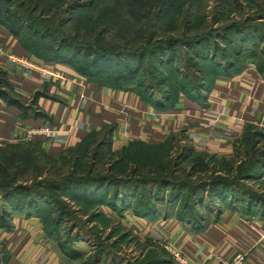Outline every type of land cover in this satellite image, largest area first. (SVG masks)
Wrapping results in <instances>:
<instances>
[{
    "label": "rangeland",
    "instance_id": "rangeland-1",
    "mask_svg": "<svg viewBox=\"0 0 264 264\" xmlns=\"http://www.w3.org/2000/svg\"><path fill=\"white\" fill-rule=\"evenodd\" d=\"M4 1L34 22L35 30L50 28L54 41H40L44 47L59 44L68 49L71 42L84 53L97 48H104L103 53L111 51L107 56L115 65L110 75H121L124 66L134 68L135 73L123 82L105 79L156 103L167 104L166 98L175 96L181 87L204 98L210 79L223 72V67L230 69L229 73L250 65L264 68V0H175L172 12L155 27V34L148 36L145 32L147 42L140 40L142 33L135 30L138 27L133 28L135 32L129 36L141 41L135 46H120L116 40L119 34L108 38L103 34L104 42L93 44L97 25L88 29L94 33L81 40L71 37L72 26L59 23L71 14L83 15L80 13L85 10L71 13V6H66L54 22L41 18L37 11L22 12L21 0ZM184 1L191 2L193 14L179 13ZM138 21L146 22L141 18ZM28 35L32 34L26 31L24 38ZM52 57L41 60L63 64ZM76 58L85 57L78 53ZM0 93L4 94L1 75ZM94 145L63 153V158L53 163L42 157L23 159L7 151L0 155V210L10 214L7 199L34 200L38 205L35 212L51 243L55 247L62 243L78 254L73 264H178L153 229L150 235L142 223L137 225L126 217L124 211H133L121 200L138 202L141 210L150 208L156 217L177 220L178 214L192 227L203 225L222 207L249 216L264 208V136L257 132L241 138L226 159L191 153L179 133L163 145L153 164L149 158L141 162L125 160L121 150L111 151L105 146L95 151ZM42 166L47 171L40 173Z\"/></svg>",
    "mask_w": 264,
    "mask_h": 264
},
{
    "label": "crops",
    "instance_id": "crops-1",
    "mask_svg": "<svg viewBox=\"0 0 264 264\" xmlns=\"http://www.w3.org/2000/svg\"><path fill=\"white\" fill-rule=\"evenodd\" d=\"M8 52L24 54L17 39L0 26V75L5 83L0 147L26 144L16 141L18 128L50 124L58 134L38 144L46 155L75 148L88 135L108 129L112 151L131 141L161 144L179 133L193 151L226 159L246 127L264 133V78L252 65L216 76L203 105L179 95L169 108L157 109L132 90L88 80L63 64V81L22 72L9 65ZM127 211L126 217L142 223L149 234L155 232L157 239L165 238L194 264H219L217 256L229 258L238 251L245 253L244 264H264V218L258 215L222 207L196 229L173 217L146 220ZM6 223L0 225V264H73L44 234L35 213L17 211Z\"/></svg>",
    "mask_w": 264,
    "mask_h": 264
},
{
    "label": "trees",
    "instance_id": "trees-1",
    "mask_svg": "<svg viewBox=\"0 0 264 264\" xmlns=\"http://www.w3.org/2000/svg\"><path fill=\"white\" fill-rule=\"evenodd\" d=\"M21 8L22 12H26L28 10H32V12H36L39 14L41 18L50 19L52 21H57L59 15L64 12V7H69V11L73 13L75 10H85L84 12L80 13L83 15L80 16H68L64 19V24H69L72 26V33L71 37L83 39L85 38L88 33H94L93 30L88 29L90 27L98 26L96 31L97 38H93V44H100L103 41V34L108 36L110 34L117 35L119 37L116 39L117 43L120 45H139L141 41H146L145 32H147L148 36L152 33L155 34V27L159 26L162 20L167 16L169 12H172L173 6L175 5V0H21ZM197 0L196 2H199ZM69 2V4H68ZM179 1V3H181ZM72 3V4H70ZM191 2L184 1L182 3L181 10L179 13L181 14H193L194 12L191 9ZM183 6L185 8L183 9ZM137 9L138 15H134L135 10ZM85 13V14H84ZM74 18V19H73ZM138 18L145 21H138ZM0 26L3 27L10 35L17 39L18 43L22 47L23 51L28 55V53L35 57V59L41 60L44 56L52 55L53 60L59 63H63L64 65L70 67L74 70L77 74L85 77L88 80H92L94 82L108 85L113 88H123L126 89L125 85L120 83H110L107 79H111L114 82H123L127 80H131L134 76L135 70L134 68H127L126 66L123 67L124 73L121 75H110L109 71L112 66L115 65L113 60L109 58L107 55L111 52L103 53L101 50H105L104 48H97L96 51L90 53L82 52V49H77V47L70 45L68 43V49H62L59 44H53L52 47H44L43 44L39 42L44 40L45 38H50L54 41V36L50 31V28H46V26L41 27L39 30H35L33 27L34 22L30 23V21L25 17L23 13H21L18 9L13 10L11 6H9L4 0H0ZM138 27L135 29L136 31H140L142 33L141 41L137 37H131L129 34H133L135 31L133 30L134 27ZM146 26L150 27V29H146ZM26 31L30 32L32 35H28L27 39L24 38V34ZM35 35V36H34ZM147 42V41H146ZM120 45V46H121ZM98 46V45H95ZM98 50V51H97ZM27 51V52H26ZM106 51V50H105ZM81 54L85 58L78 59L76 58V54ZM33 56V57H34ZM47 63H54L53 61H43ZM241 68L240 70H242ZM230 69L223 67V72L216 73L210 79L205 91L206 92L212 82V80L216 76H228L233 73H229ZM237 70L236 72L240 71ZM263 78L264 68L261 65H257L255 69ZM234 72V73H236ZM110 76V78L108 77ZM2 77V76H1ZM107 78V79H105ZM114 78V79H113ZM4 80V78H3ZM5 84V83H4ZM129 90V89H128ZM137 94V93H136ZM143 101L152 105L157 109H166L172 106L179 95H182L186 99L197 102L199 105H203L204 98L198 96V94L193 90L186 89L185 87H181L179 92L173 96L166 98V103H156L150 97L140 96L137 94ZM0 97L4 98V94L0 93ZM259 133L264 136V133L260 130L253 129L252 127H246L240 137L243 138L244 136L248 135L249 133ZM173 135V134H172ZM170 135L166 141L161 144H147L140 141H131L126 146L121 148L120 150L123 152L121 155L125 160H130L133 162H141L142 159L149 158L150 162L153 164L157 159V154L164 150L163 145L167 141L171 139ZM239 139V140H240ZM239 142V141H238ZM238 142L236 144H238ZM39 142H28L23 145H9L0 147V155H4V151L7 153H11L13 155H17L20 158L27 159V160H39L41 157L45 158L46 161L54 162L57 158H63V153L77 151L81 148H88L91 145H94L95 151L98 150L99 147L105 146L109 150L110 149V135L109 130H104L98 133H92L87 136L77 147L66 149L64 152L54 155H46L38 146ZM233 145V149L234 146ZM132 145V148H129ZM112 151V150H111ZM190 151L195 152L190 147ZM198 153V152H195ZM204 155L205 157L213 158L208 156L205 153H199ZM76 156V155H75ZM217 159V158H215ZM77 159L75 157L72 158V162H75ZM264 167V164H263ZM47 171V167L44 166L39 168L40 173ZM4 194V201H8L7 209L10 210V214H4V209L1 208L0 213V225L7 227V218L12 213L11 212H21L26 214L28 212H33L36 214L35 209H37L38 205L34 200L26 199L24 201L18 200H8L6 201L7 193ZM3 197L2 194H0ZM229 198V196H228ZM122 205H125L126 208H131L134 214L141 216V217H156L157 215L155 211L150 208L140 209V205L138 202H131L121 200L119 201ZM144 208V207H143ZM249 213L247 211H244ZM6 213V212H5ZM251 214V213H249ZM37 215V214H36ZM258 215L264 218V208L258 209ZM38 216V215H37ZM177 220L183 221L178 214H175ZM39 218V217H38ZM40 219V218H39ZM41 222V220H40ZM187 223H190L187 221ZM43 232L44 227L41 222ZM193 227V228H200ZM46 236L47 233L44 232ZM56 248L58 251L68 259H75L78 257V254L73 251L71 248H66L62 243H58Z\"/></svg>",
    "mask_w": 264,
    "mask_h": 264
},
{
    "label": "built area",
    "instance_id": "built-area-1",
    "mask_svg": "<svg viewBox=\"0 0 264 264\" xmlns=\"http://www.w3.org/2000/svg\"><path fill=\"white\" fill-rule=\"evenodd\" d=\"M6 58L10 66L22 72L34 74L41 79L54 81H63L66 79L64 73L59 68V64L43 62L27 54L16 55L8 53L6 54ZM18 132L19 137L16 141L28 143L34 141H50L58 134V129L54 125L42 124L36 127L18 128ZM158 241L163 244L171 258L178 264H194L184 253L171 246L165 238L161 237ZM217 259L219 264H244L245 253L238 251L229 258L217 256Z\"/></svg>",
    "mask_w": 264,
    "mask_h": 264
}]
</instances>
